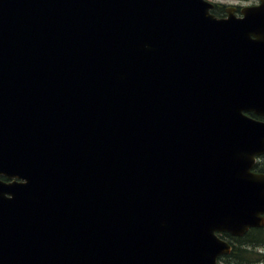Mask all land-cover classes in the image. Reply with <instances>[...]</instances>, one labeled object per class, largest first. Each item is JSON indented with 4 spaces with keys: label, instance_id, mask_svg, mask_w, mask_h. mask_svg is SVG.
<instances>
[{
    "label": "water",
    "instance_id": "obj_1",
    "mask_svg": "<svg viewBox=\"0 0 264 264\" xmlns=\"http://www.w3.org/2000/svg\"><path fill=\"white\" fill-rule=\"evenodd\" d=\"M213 6L0 0V264H219L264 226V7Z\"/></svg>",
    "mask_w": 264,
    "mask_h": 264
},
{
    "label": "trees",
    "instance_id": "obj_2",
    "mask_svg": "<svg viewBox=\"0 0 264 264\" xmlns=\"http://www.w3.org/2000/svg\"><path fill=\"white\" fill-rule=\"evenodd\" d=\"M8 180L7 177L1 176ZM232 244V250L223 257L226 261H237L239 263H264V249L256 248L258 245L264 247V227H252L241 236H234L228 232L221 233Z\"/></svg>",
    "mask_w": 264,
    "mask_h": 264
},
{
    "label": "flooded vegetation",
    "instance_id": "obj_3",
    "mask_svg": "<svg viewBox=\"0 0 264 264\" xmlns=\"http://www.w3.org/2000/svg\"><path fill=\"white\" fill-rule=\"evenodd\" d=\"M258 6L264 7V0H214V6L212 11L220 18H224L228 15L229 10L236 16L241 17L243 15V9L255 8ZM264 118V117H258ZM255 172H264V153L257 157L255 164L252 167ZM223 257L219 256L222 260Z\"/></svg>",
    "mask_w": 264,
    "mask_h": 264
},
{
    "label": "rangeland",
    "instance_id": "obj_4",
    "mask_svg": "<svg viewBox=\"0 0 264 264\" xmlns=\"http://www.w3.org/2000/svg\"><path fill=\"white\" fill-rule=\"evenodd\" d=\"M211 1H214V0H211ZM256 248L259 249V250H263L264 249V247L262 245H258V246H256ZM219 264H249V263H243V262L239 263V262L234 261V260L226 261L224 259H222V260L219 259ZM250 264H264V263L258 262V263H250Z\"/></svg>",
    "mask_w": 264,
    "mask_h": 264
}]
</instances>
